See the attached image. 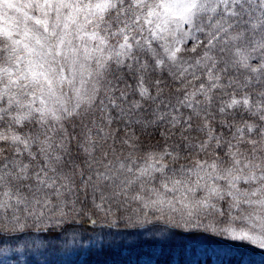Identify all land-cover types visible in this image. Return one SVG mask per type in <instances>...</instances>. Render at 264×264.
Masks as SVG:
<instances>
[{
	"label": "snow or ice",
	"instance_id": "1",
	"mask_svg": "<svg viewBox=\"0 0 264 264\" xmlns=\"http://www.w3.org/2000/svg\"><path fill=\"white\" fill-rule=\"evenodd\" d=\"M157 221L264 250V0H0L3 250Z\"/></svg>",
	"mask_w": 264,
	"mask_h": 264
},
{
	"label": "trees",
	"instance_id": "2",
	"mask_svg": "<svg viewBox=\"0 0 264 264\" xmlns=\"http://www.w3.org/2000/svg\"><path fill=\"white\" fill-rule=\"evenodd\" d=\"M77 227L61 235L33 233L50 250L39 264H149L146 248L153 260L163 264H264V250L242 242L211 240L162 223L125 228L107 225ZM152 260V261H153ZM153 264V263H151Z\"/></svg>",
	"mask_w": 264,
	"mask_h": 264
},
{
	"label": "rangeland",
	"instance_id": "3",
	"mask_svg": "<svg viewBox=\"0 0 264 264\" xmlns=\"http://www.w3.org/2000/svg\"><path fill=\"white\" fill-rule=\"evenodd\" d=\"M157 222L162 223L159 221ZM165 225L174 228V226L170 224H165ZM182 230L188 231L186 229H182ZM242 243H246V242H242ZM48 246L49 245L45 240L33 236L29 238L27 241H20L18 243L9 245L8 247H10L12 250L8 252H5L3 250L5 247L4 245H0V264H39L40 260H42L43 257L48 254V251L50 250ZM148 249H149V256H148L149 261H147V263L163 264L161 261L153 260L152 259L153 251H150V248H146L147 251ZM185 263L192 264V262H188L187 259L185 260Z\"/></svg>",
	"mask_w": 264,
	"mask_h": 264
}]
</instances>
